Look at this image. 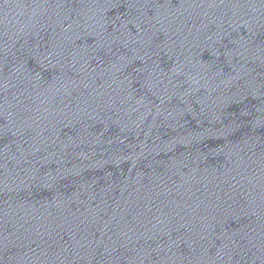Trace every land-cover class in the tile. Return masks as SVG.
<instances>
[{"label": "water", "instance_id": "water-1", "mask_svg": "<svg viewBox=\"0 0 264 264\" xmlns=\"http://www.w3.org/2000/svg\"><path fill=\"white\" fill-rule=\"evenodd\" d=\"M0 264H264V0H0Z\"/></svg>", "mask_w": 264, "mask_h": 264}]
</instances>
